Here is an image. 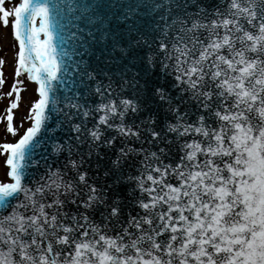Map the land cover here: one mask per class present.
<instances>
[{"label": "snow or ice", "instance_id": "1", "mask_svg": "<svg viewBox=\"0 0 264 264\" xmlns=\"http://www.w3.org/2000/svg\"><path fill=\"white\" fill-rule=\"evenodd\" d=\"M3 4L38 98L0 144V264H264V0H162L159 20L110 23L67 93L46 0Z\"/></svg>", "mask_w": 264, "mask_h": 264}, {"label": "water", "instance_id": "2", "mask_svg": "<svg viewBox=\"0 0 264 264\" xmlns=\"http://www.w3.org/2000/svg\"><path fill=\"white\" fill-rule=\"evenodd\" d=\"M46 2L50 7L51 15L57 22L54 43L58 46V50L68 53L64 57V64L67 65V69L59 73L63 77L61 91L67 93L77 90L74 87V82L79 84L77 72L75 71L76 63L82 59L84 62H94L92 50L89 49L93 37H98L102 30L109 27L110 23L117 31H124L133 22L139 26L146 21H151L153 17L159 20L158 13L160 9L152 8L151 5L161 3L162 0H46ZM52 5H56L57 8H52ZM70 5H91L92 7L88 9L87 13H84L82 8L78 11L77 7H73L69 11ZM96 5L100 7L96 8ZM137 5H140V7H136ZM130 6L134 9L131 13H129ZM93 11L103 19L102 24L94 20L93 25H87L78 19L81 15H91ZM125 15L128 16L127 20H125ZM38 23L39 17H37V26ZM118 25H125V28H119ZM90 31L93 34L92 36H89ZM41 36L43 37L42 34ZM16 45L18 50L17 42ZM62 68H64V65H62ZM64 85H67V87H64ZM79 90L83 91V85L79 86ZM42 151V149H36V154L33 157L34 160H39L41 164H43ZM61 162H63V157H61ZM41 171H43L42 168ZM92 175H95V173L93 172ZM100 175H103V173L101 172Z\"/></svg>", "mask_w": 264, "mask_h": 264}, {"label": "rangeland", "instance_id": "3", "mask_svg": "<svg viewBox=\"0 0 264 264\" xmlns=\"http://www.w3.org/2000/svg\"><path fill=\"white\" fill-rule=\"evenodd\" d=\"M20 0H4V8L12 9L14 6L19 4ZM13 17H9V24L5 27L0 23V59L5 61L4 65L0 67V73H3V79L5 83L0 86V144L3 143H14L20 135L23 134L24 130L30 126V121L22 118L27 116L28 109L31 103L37 99L35 92L36 87L27 79V74L22 73L20 77L14 76L15 67V53L17 50L16 41L12 35L11 21ZM23 81V84L18 85L21 87L22 91L20 93L21 99L18 104V108L13 109V126L18 129L17 135L13 136L6 132V109L11 99L13 97H8L6 95L9 92L11 85L14 80ZM8 168L5 164V156L0 155V182H10L7 177Z\"/></svg>", "mask_w": 264, "mask_h": 264}, {"label": "bare ground", "instance_id": "4", "mask_svg": "<svg viewBox=\"0 0 264 264\" xmlns=\"http://www.w3.org/2000/svg\"><path fill=\"white\" fill-rule=\"evenodd\" d=\"M32 84H33V82L32 81H30Z\"/></svg>", "mask_w": 264, "mask_h": 264}]
</instances>
